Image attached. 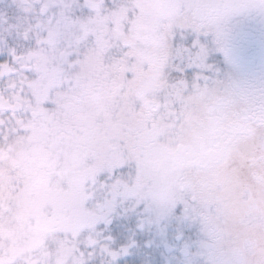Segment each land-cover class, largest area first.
Masks as SVG:
<instances>
[{"label": "snow or ice", "instance_id": "snow-or-ice-1", "mask_svg": "<svg viewBox=\"0 0 264 264\" xmlns=\"http://www.w3.org/2000/svg\"><path fill=\"white\" fill-rule=\"evenodd\" d=\"M0 264H264V0H0Z\"/></svg>", "mask_w": 264, "mask_h": 264}]
</instances>
